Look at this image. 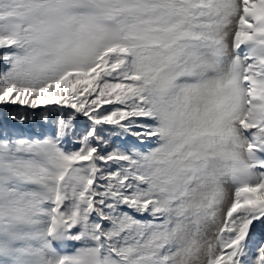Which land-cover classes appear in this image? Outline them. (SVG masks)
Here are the masks:
<instances>
[{"label":"snow or ice","instance_id":"1","mask_svg":"<svg viewBox=\"0 0 264 264\" xmlns=\"http://www.w3.org/2000/svg\"><path fill=\"white\" fill-rule=\"evenodd\" d=\"M0 105V264H264V0H0Z\"/></svg>","mask_w":264,"mask_h":264},{"label":"trees","instance_id":"2","mask_svg":"<svg viewBox=\"0 0 264 264\" xmlns=\"http://www.w3.org/2000/svg\"><path fill=\"white\" fill-rule=\"evenodd\" d=\"M25 110L28 112L29 115H31L32 110L31 109H26L25 106H17V105H10V106H3L0 105V125H3L5 120H6V114L7 113H21L24 114ZM31 121H29L30 123ZM11 122H9V125ZM18 127H26V125H20Z\"/></svg>","mask_w":264,"mask_h":264}]
</instances>
